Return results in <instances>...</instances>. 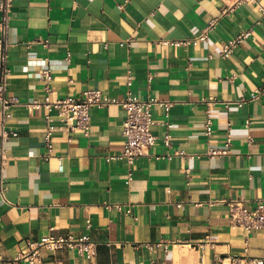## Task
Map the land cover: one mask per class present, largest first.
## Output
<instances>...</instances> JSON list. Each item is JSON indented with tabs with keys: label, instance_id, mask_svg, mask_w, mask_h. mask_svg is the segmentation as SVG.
<instances>
[{
	"label": "crops",
	"instance_id": "obj_1",
	"mask_svg": "<svg viewBox=\"0 0 264 264\" xmlns=\"http://www.w3.org/2000/svg\"><path fill=\"white\" fill-rule=\"evenodd\" d=\"M232 2L14 0L8 94L20 103L6 123L17 135L3 138L0 127V149H6L0 159L3 260L17 257L27 241L40 239L51 226L58 234L89 237L97 253L87 260L68 248L48 251L39 264H244L246 257L264 256V228L250 235L233 228L226 203L241 200L253 208L264 200V97L243 106L214 105L212 134L204 130L203 98L235 102L264 80V24L256 25L261 12L241 3L222 14ZM213 18H219L216 26L196 46L161 43L195 37ZM251 27L250 38L221 57L225 42ZM34 38L48 45L32 43ZM46 65L52 68L54 99L80 98L86 89L121 99L130 89L141 98L171 102L169 117L166 108H153L157 123L173 124L171 148L158 140L150 156L132 164L109 159L124 146L125 110L111 105L91 108L89 136L68 133L53 120L54 149L44 160L47 111L27 104L44 96L40 72ZM153 131L162 136L164 130L155 125ZM228 137V153L207 155L210 148H224ZM174 150L196 157L156 158ZM108 203L123 208L108 209ZM129 206L132 214L126 213ZM158 242L168 248L148 245Z\"/></svg>",
	"mask_w": 264,
	"mask_h": 264
},
{
	"label": "built area",
	"instance_id": "obj_2",
	"mask_svg": "<svg viewBox=\"0 0 264 264\" xmlns=\"http://www.w3.org/2000/svg\"><path fill=\"white\" fill-rule=\"evenodd\" d=\"M14 0H0V127L2 137L8 138L10 135L16 136V131H9L6 128L7 121L12 117V108L20 103L19 98L8 94V79L11 74L8 55V33L10 29L11 13ZM241 3L255 4L261 12V17L256 21V25L264 24V5L258 0H233L230 5H225L221 8L222 14L228 13L236 8ZM219 18H213L202 29L201 33L195 37L185 38L180 40H163L162 44L173 46H196L199 43L208 39L210 31L214 29ZM253 27L239 32L233 38L227 40L220 52L221 57H228L235 50L245 42L253 34ZM33 42L43 43L44 46L48 45L47 40L34 38ZM71 53L68 52L66 60L70 61ZM40 79L43 81L44 96L42 99H34L30 101L27 106L30 110L46 109L45 121L47 130L45 134V147L47 153L42 157L44 160H49L53 152L54 146L52 142V133L55 128L51 125L53 120H58L61 124L59 129L65 130L68 133H73L77 130L81 131L84 136H89L92 126V117L90 110L92 107L104 108L111 105H118L125 110V118L123 121V151L119 155L109 156V159L125 158L130 164L140 156H150L151 148L160 140L166 148L172 146V129L173 124L169 119L164 122L157 123L153 118V108L155 106L166 108V116L169 117L168 108L172 105L171 102L160 100L157 97L149 96L141 98L134 94L130 89L127 91L125 98H116L105 94L100 89H86L82 92L80 98L74 96H65L54 99V77L52 68L46 65L40 72ZM128 86L132 85V72L129 70L127 75ZM264 97V80L255 87L249 96L242 97L235 102H222L215 96L203 98L206 105L205 113L206 119L204 122L205 135L212 134L213 120L211 112L214 105L223 103L226 107L235 103L238 106H243L248 101L260 100ZM56 113L53 117L52 113ZM251 122L247 120L246 125ZM161 125L163 127L162 136L154 133L153 127ZM231 137L227 138L224 148H210L207 155L214 157L217 154H226L230 150ZM6 149L1 147L0 159L5 158ZM174 156L182 158H195L193 154H189L184 150H174L167 154L156 155V158L172 159ZM187 184L192 179L191 170L186 169ZM3 186L0 185V194L3 195ZM229 206L228 219L233 228H241L247 235L252 232L264 228V200H257L256 206L249 208L244 201L229 200L226 201ZM181 205V204H179ZM108 209L118 208L122 209V204H106ZM132 206L126 209L127 214H132ZM91 220L86 221V227H91ZM248 244V240H246ZM151 247L162 246L164 250L168 248L167 242H158L148 244ZM97 244L91 241L89 237H76L71 233L58 234L55 232L53 226L49 227V233L42 236L38 240L27 241V246L21 253L12 260H3L0 257V264H39L43 261L45 254L48 251H59L65 248L76 250L78 254L87 260H92L97 253ZM244 264H264V256L262 257H246Z\"/></svg>",
	"mask_w": 264,
	"mask_h": 264
}]
</instances>
